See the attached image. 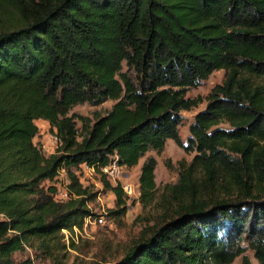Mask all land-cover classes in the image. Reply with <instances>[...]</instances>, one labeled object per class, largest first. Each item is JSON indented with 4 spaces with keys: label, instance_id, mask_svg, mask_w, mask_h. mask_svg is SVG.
<instances>
[{
    "label": "trees",
    "instance_id": "obj_1",
    "mask_svg": "<svg viewBox=\"0 0 264 264\" xmlns=\"http://www.w3.org/2000/svg\"><path fill=\"white\" fill-rule=\"evenodd\" d=\"M216 70L225 80L185 145L181 112L202 102L187 92ZM108 100L105 114H70ZM38 119L58 139L50 155L34 141ZM169 138L195 156L122 257L94 264H232L243 242L264 264V0H0V264H35L14 259L28 249L68 264L77 229L97 216L80 166L103 175L116 196L107 215L122 218L128 195L101 168L116 157L135 167ZM156 167L149 157L141 168L143 209L157 199Z\"/></svg>",
    "mask_w": 264,
    "mask_h": 264
},
{
    "label": "rangeland",
    "instance_id": "obj_2",
    "mask_svg": "<svg viewBox=\"0 0 264 264\" xmlns=\"http://www.w3.org/2000/svg\"><path fill=\"white\" fill-rule=\"evenodd\" d=\"M124 69L127 70L126 65H124ZM225 77V70H216L208 79L202 81L197 87L189 88L187 96L190 98H201L202 102L197 107L181 112L183 115V123L180 125L179 131L180 137L185 145L188 144L189 137L191 136L190 125L193 123L195 116L206 108L208 95L217 84L224 82ZM114 103L115 101L108 100L100 105H91L89 103L79 104L71 110L70 114L75 112L93 118L95 111L105 114ZM36 124L39 126L40 131L34 140L35 143L42 148L46 155L54 153L58 146V142L51 131L49 122L44 119H38L36 120ZM195 154L196 151L188 152L184 147L179 146L174 139L169 138L162 152L159 153L151 149L140 159L137 166L122 168L121 178L116 181L111 180V182L114 185L118 183L122 185L131 184L133 186V192L131 194L127 193L129 207L127 214L118 219L107 215L109 209H113L116 206V196L112 191L105 189L103 175L95 169H89L86 164L81 165L78 169V174L82 183L98 193L97 200L91 203L93 211L97 216L106 214V220L104 224H101L100 222L95 223L94 219H92V222H89L88 225H84V229H77V236H75V238L78 243V250H70L71 254L68 259V264L101 263L104 262V258H108V262L120 259L126 249L130 247L132 242L139 235V231L148 220L152 219V221H154L155 216L160 212L156 203L165 195L167 185L178 182L180 177V161L187 160L189 162L193 159ZM149 157H155L157 160L155 171L157 199L149 204L146 209H143L140 199L139 177L141 168L145 160ZM57 185L59 189L58 199L62 201L67 200V180L64 171L59 176ZM137 217H139L138 220ZM66 233L65 240H69L71 234L69 232ZM242 246L246 247L247 251L245 254L238 256L232 264H245L243 261L244 255L248 256L250 264H259L255 257L254 250L249 247V244L243 242ZM28 257H32L35 264H52L49 259L36 257L32 249L14 254V259L16 261H22Z\"/></svg>",
    "mask_w": 264,
    "mask_h": 264
},
{
    "label": "built area",
    "instance_id": "obj_3",
    "mask_svg": "<svg viewBox=\"0 0 264 264\" xmlns=\"http://www.w3.org/2000/svg\"><path fill=\"white\" fill-rule=\"evenodd\" d=\"M56 137V136H55ZM57 139V137H56ZM57 142H58V139H57ZM87 167L89 169H93L92 167H89L87 165ZM125 166H122L118 163V158L116 157L115 159H113L111 161V163L107 166H104L101 168V171L103 174L106 175L107 179L108 180H117V179H120L121 178V173H122V168H124ZM118 184H121V183H118ZM117 184V185H118ZM122 185V184H121ZM122 188L124 189V191L126 192V194H131L133 192V186L131 184H123L122 185ZM59 194V192H58ZM59 197V196H58ZM69 197V196H68ZM105 216L106 214H101V215H98V216H95L94 218H87L86 219V223L85 225H88L89 222H92V219H94V222L97 223V222H100L101 224H104L105 223ZM64 232H69L67 230H64ZM67 234V233H66Z\"/></svg>",
    "mask_w": 264,
    "mask_h": 264
}]
</instances>
